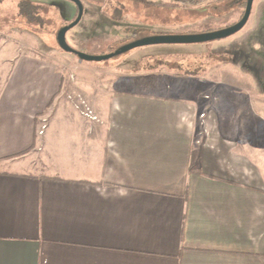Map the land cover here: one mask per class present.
Returning <instances> with one entry per match:
<instances>
[{
	"label": "crops",
	"instance_id": "crops-1",
	"mask_svg": "<svg viewBox=\"0 0 264 264\" xmlns=\"http://www.w3.org/2000/svg\"><path fill=\"white\" fill-rule=\"evenodd\" d=\"M111 82L0 64V264H264V111Z\"/></svg>",
	"mask_w": 264,
	"mask_h": 264
},
{
	"label": "rangeland",
	"instance_id": "rangeland-1",
	"mask_svg": "<svg viewBox=\"0 0 264 264\" xmlns=\"http://www.w3.org/2000/svg\"><path fill=\"white\" fill-rule=\"evenodd\" d=\"M79 1L83 16L67 32L66 42L75 51L93 57L113 54L150 37L198 36L225 30L238 22L246 3L196 0V5H190L150 0L151 5H141L125 0ZM76 13L75 6L65 0H0V64L26 56L55 66L57 73L67 79H112L110 88L119 91L200 99L202 103L196 108L200 143L205 138L200 116L204 115L208 128V112L217 96L237 97L239 102L223 99L222 109L245 112L249 125L254 124L255 111H264V0H254L245 27L226 39L147 46L102 62L79 61L59 48L57 34L74 21Z\"/></svg>",
	"mask_w": 264,
	"mask_h": 264
},
{
	"label": "water",
	"instance_id": "water-1",
	"mask_svg": "<svg viewBox=\"0 0 264 264\" xmlns=\"http://www.w3.org/2000/svg\"><path fill=\"white\" fill-rule=\"evenodd\" d=\"M69 3H72L76 10H77V16L75 20L70 23L69 25L63 27L59 33L57 34V43L59 48L67 53L75 55L79 61H86V62H102L109 59H112L116 56H119L121 54L127 53L131 50L147 47V46H156V45H190V44H200V43H208L213 41H218L222 39H226L230 36L235 35L236 33L240 32L245 25L247 24L249 17L251 15L253 2L254 0H246L245 3V9L242 18L232 25L231 27L210 33L205 35H190V36H156V37H150L146 38L140 41H136L134 43L128 44L124 47H122L117 52L107 55V56H101V57H93L89 55H85L82 53H79L72 49L66 42V34L69 30L74 28L79 24V22L82 19L83 16V6L79 0H65Z\"/></svg>",
	"mask_w": 264,
	"mask_h": 264
},
{
	"label": "trees",
	"instance_id": "trees-1",
	"mask_svg": "<svg viewBox=\"0 0 264 264\" xmlns=\"http://www.w3.org/2000/svg\"><path fill=\"white\" fill-rule=\"evenodd\" d=\"M125 1H130V2H133V3H138V4H141V5H151V1L150 0H125ZM176 3L180 4V3H187V4H190V5H196L197 4V1L196 0H174ZM243 8L245 9V4L243 5ZM244 13V11H243ZM243 13L241 14L239 20L242 18L243 16ZM76 16H77V13H76ZM76 18V17H75ZM75 20V19H74ZM238 20V21H239ZM73 22V21H72ZM71 22V23H72ZM69 25V24H68Z\"/></svg>",
	"mask_w": 264,
	"mask_h": 264
},
{
	"label": "built area",
	"instance_id": "built-area-1",
	"mask_svg": "<svg viewBox=\"0 0 264 264\" xmlns=\"http://www.w3.org/2000/svg\"><path fill=\"white\" fill-rule=\"evenodd\" d=\"M200 119L202 120V123L205 124V129H204V135H208V128L206 126V123H204V115L200 116Z\"/></svg>",
	"mask_w": 264,
	"mask_h": 264
}]
</instances>
